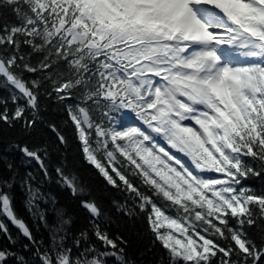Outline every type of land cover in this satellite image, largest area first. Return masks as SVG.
<instances>
[{"label":"snow or ice","instance_id":"6c2138e0","mask_svg":"<svg viewBox=\"0 0 264 264\" xmlns=\"http://www.w3.org/2000/svg\"><path fill=\"white\" fill-rule=\"evenodd\" d=\"M0 264H264V0H0Z\"/></svg>","mask_w":264,"mask_h":264},{"label":"trees","instance_id":"16d2710c","mask_svg":"<svg viewBox=\"0 0 264 264\" xmlns=\"http://www.w3.org/2000/svg\"><path fill=\"white\" fill-rule=\"evenodd\" d=\"M137 259H140V260H146V261H151L153 259L152 256H147L146 258L145 257H140L139 254L137 253Z\"/></svg>","mask_w":264,"mask_h":264}]
</instances>
